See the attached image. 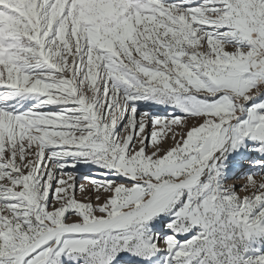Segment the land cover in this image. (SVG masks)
<instances>
[{
	"label": "snow or ice",
	"instance_id": "obj_1",
	"mask_svg": "<svg viewBox=\"0 0 264 264\" xmlns=\"http://www.w3.org/2000/svg\"><path fill=\"white\" fill-rule=\"evenodd\" d=\"M0 264H264V0H0Z\"/></svg>",
	"mask_w": 264,
	"mask_h": 264
}]
</instances>
